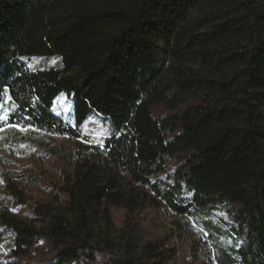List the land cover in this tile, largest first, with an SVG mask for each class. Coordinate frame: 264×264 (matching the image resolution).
I'll return each mask as SVG.
<instances>
[{"label":"trees","instance_id":"trees-1","mask_svg":"<svg viewBox=\"0 0 264 264\" xmlns=\"http://www.w3.org/2000/svg\"><path fill=\"white\" fill-rule=\"evenodd\" d=\"M34 57L61 66L7 88L5 68ZM63 93L74 123L53 112ZM5 94L18 108L36 99L39 131L82 141L34 217L0 209L11 236L0 264L33 254L45 257L37 264H94L97 254L170 264L175 248L144 237L141 213L225 205L238 242L219 264H264V0H0V103ZM157 106L171 113L156 117ZM91 124L99 140L84 134ZM113 208L127 212L122 227Z\"/></svg>","mask_w":264,"mask_h":264},{"label":"rangeland","instance_id":"rangeland-1","mask_svg":"<svg viewBox=\"0 0 264 264\" xmlns=\"http://www.w3.org/2000/svg\"><path fill=\"white\" fill-rule=\"evenodd\" d=\"M58 57H34L16 59L5 68L7 88L27 79L38 69L60 67ZM74 102L66 93L55 101L53 112L68 123H74ZM42 107L35 98L29 99L24 107L15 106L8 94L0 103V209L8 205L12 212L22 219L34 217L39 203L48 202L58 193L65 175L73 171L66 156L79 142L76 138L49 135L36 128V120L41 116ZM171 111L163 106L155 108V116L166 117ZM20 129H25L21 131ZM96 133V140L102 134L93 124L86 127V136ZM183 154L170 162L173 171L183 160ZM40 176L37 185L30 183L27 177ZM6 179L18 184L19 194L15 195L7 188ZM20 196V200L16 197ZM3 211L0 210V215ZM127 212L122 208L112 209V218L118 227H122ZM144 237L148 241L165 240L175 248L176 256L170 264H219L221 249L231 252L237 246L234 236L229 207L221 206L209 214L195 213L179 216L165 207L145 209L139 218ZM10 231L0 223V260L8 257ZM45 258L42 254H33L22 260L23 264H37ZM107 254H97L94 264H103L109 260Z\"/></svg>","mask_w":264,"mask_h":264},{"label":"snow or ice","instance_id":"snow-or-ice-1","mask_svg":"<svg viewBox=\"0 0 264 264\" xmlns=\"http://www.w3.org/2000/svg\"><path fill=\"white\" fill-rule=\"evenodd\" d=\"M21 131H25V129H20ZM0 131H3V129H0Z\"/></svg>","mask_w":264,"mask_h":264}]
</instances>
